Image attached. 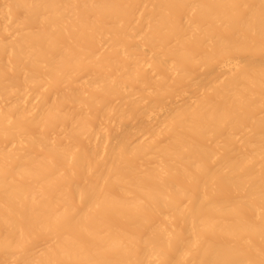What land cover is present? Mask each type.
<instances>
[{
	"label": "bare ground",
	"instance_id": "obj_1",
	"mask_svg": "<svg viewBox=\"0 0 264 264\" xmlns=\"http://www.w3.org/2000/svg\"><path fill=\"white\" fill-rule=\"evenodd\" d=\"M0 264H264V0H0Z\"/></svg>",
	"mask_w": 264,
	"mask_h": 264
}]
</instances>
